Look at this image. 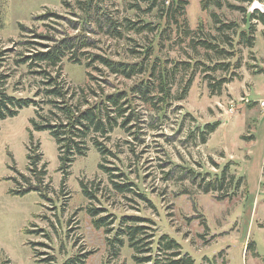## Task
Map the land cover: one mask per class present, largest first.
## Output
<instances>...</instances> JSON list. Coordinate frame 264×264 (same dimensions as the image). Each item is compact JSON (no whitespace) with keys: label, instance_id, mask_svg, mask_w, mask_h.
Here are the masks:
<instances>
[{"label":"rangeland","instance_id":"obj_1","mask_svg":"<svg viewBox=\"0 0 264 264\" xmlns=\"http://www.w3.org/2000/svg\"><path fill=\"white\" fill-rule=\"evenodd\" d=\"M61 1L0 0V75L6 76L3 87L8 94L33 97L42 88L41 78L15 61L20 53L39 47L43 40L36 33L58 37L63 30L76 32L67 27L70 14ZM171 1L173 7L168 9ZM199 1L187 0L183 14L174 21L172 10L179 0H167L149 11L147 3L132 8L128 0H106L120 21L150 23L155 30L123 29L121 37H112L94 27L87 33L94 41L89 48L94 53L125 62H138L151 54L144 60L148 68L154 62L173 68L176 74L169 78L166 105L157 101V88L149 100L152 106L132 94V86L149 72L127 79L86 68L84 59L79 64L63 58L61 78L75 97L81 87L89 91V86L99 94L101 90L129 93L128 113L134 114L129 129L116 126L108 138L96 137L110 151L104 160L89 144L86 155L60 170L53 137L31 129L32 106L0 121V264H65L75 258L83 260L78 264H137L125 235L120 236L121 245L110 242L130 224L144 227L139 237L141 244H147L143 248L151 247L152 255L160 253L158 239L167 235L177 241L180 255L189 256L191 264H264V107L260 100L254 107L251 103L264 96V75L258 72L264 66V25L251 20L255 40L253 47H246L238 42V31L246 27L241 11L226 4L202 10ZM48 10L65 18L40 17ZM213 12L221 23L235 21L240 27L219 30ZM201 40L229 51L235 45L236 54L227 58L194 45L193 41ZM237 58L240 66H230L228 71L205 67L216 61L233 64ZM190 77L185 96L177 99ZM222 78L229 80L213 86ZM88 97L90 101L100 98L91 92ZM49 109L45 105L43 112L50 115ZM214 122L218 126L200 142L198 132ZM37 153L38 164L29 166L28 154ZM99 163L109 170L99 168ZM226 165L222 188L211 186L205 191ZM32 169L45 171L40 183ZM112 180L127 183L130 189L120 192ZM81 182L92 198L83 193ZM29 183L38 188L16 193ZM90 208L98 209L96 216L90 215ZM102 216L108 224L95 227L94 219ZM166 255L159 256L165 259Z\"/></svg>","mask_w":264,"mask_h":264},{"label":"trees","instance_id":"obj_2","mask_svg":"<svg viewBox=\"0 0 264 264\" xmlns=\"http://www.w3.org/2000/svg\"><path fill=\"white\" fill-rule=\"evenodd\" d=\"M124 1V0H123ZM131 3L132 8H140L141 3H147L149 6L147 10H152L156 6H164L167 0H128ZM242 2H248L252 5V0H238ZM260 3H264V0H257ZM63 6L69 10L70 17L66 20L68 29L76 31L74 34H70L67 30L60 31V36L50 35L49 33H36L35 36L39 38V47L35 48L28 54L20 53V57L15 61L17 64H26L30 73L38 75L41 78L42 88L37 91L33 97H17L8 94L3 87L4 78L6 76L0 75V121L16 116L20 109L28 106L34 107V117H31L30 124L32 130L47 131L55 140L58 159L60 162V170L68 168L77 156L86 155L89 149V144L93 145L100 153L104 160L106 154L110 151L99 141L96 137L102 139L108 138V134L112 132L113 128L120 126L129 129L128 124L133 120L134 114L128 113L130 108L129 93L127 91H115L112 93L100 94L92 87H87L89 91H86L84 87L79 89L80 95L76 96V92H71L68 86L64 84L61 78V64L64 57H67L69 61L74 63H82L84 59L85 67L93 70L103 72L106 70L108 73L120 75L127 79H131L134 76L145 75V72H149L145 79H141L140 82L134 84L130 89L132 94H138L142 100L149 103L151 106L154 102L149 101L152 97V92L158 89V102L166 105L170 96V86L172 85L171 79L176 74L174 69H167L164 66L157 65L154 62L149 68L144 60H149L148 54L146 59L138 62H125L116 61L104 54L94 53L90 51V47H94V41L87 37V33L93 32V28H97L112 37H121L123 29L142 31L148 29L150 31L155 30L150 23H139L138 21L128 20L124 18L122 21L119 17L108 9L106 0H62ZM170 2V1H169ZM200 7L202 10H206L209 5H214L217 8H221L224 4L233 9L241 11L243 14L244 26L246 27L238 31L239 43L246 47H253L254 45V26L251 20H256L264 25V13L257 8L250 10L249 6L233 5L227 3L226 0H200ZM187 0H179L176 7L172 10L171 17L173 20H178L177 16L183 14V9ZM114 4V3H113ZM173 1L167 8H172ZM43 18H57L62 19V15L48 10L41 14ZM212 17L215 24L218 25V29L229 30L231 28H239L240 24L235 21L230 23H221L220 18L216 13H212ZM65 18V17H64ZM93 26V27H92ZM186 26V25H185ZM19 28L24 31L26 27L19 24ZM188 30V28H185ZM184 29V30H185ZM183 32V31H182ZM31 41H27L30 44ZM194 45L200 44L208 50H213L219 54L228 56H234L237 48L232 46L233 51L224 49L217 43H213L206 40L194 42ZM157 61V60H156ZM187 64L188 63H184ZM99 65L101 67H99ZM232 68H238L240 66V60L237 58L233 64L230 61H216L211 65L205 67L210 70H223L228 71ZM258 72H262V69ZM90 79H94L90 72H87ZM232 75H237L233 71ZM228 78L218 79L213 86H219L223 82H227ZM191 77L187 79L181 89V93L177 99H182L189 87ZM92 96L100 97L99 99L90 101L89 94ZM41 95V99H35L36 96ZM136 96V95H134ZM133 97V95L131 96ZM45 105H49V114L43 112ZM218 126V122L206 123L202 130L198 132L200 142L206 141V135L213 132ZM30 132V141L31 137ZM29 166H36L40 160L39 154H28ZM99 168H104L106 171L109 169L104 167L102 163H99ZM31 168V167H29ZM264 169V167H263ZM36 175V182L40 183L45 171H37L32 169ZM227 165L221 170V173L207 183L205 191H208V187L222 188V185L226 179ZM115 177V175H113ZM112 184L115 189L120 192L129 190V184L116 183L112 180ZM83 193L92 198V193L88 191L86 186L81 182ZM33 188H38L34 185H28L16 193L24 194ZM98 209L90 208L89 213L91 216H96ZM135 217H130L128 220L133 221ZM106 216L98 217L94 219L95 227L99 228L104 226ZM121 227L119 232L111 239V244L114 246V242L122 244L123 239L120 237L125 235L128 239L129 246L134 250L133 258L137 264H191L192 260L189 256H181L179 251V244L177 241L167 235H162L158 239V250L160 253L152 255L151 247L143 248L144 244H141L142 238L139 234L143 233L144 227L142 225H125ZM110 229H107L108 232ZM151 243V242H150ZM149 252L146 255L139 256L142 252ZM161 253L167 254V257L160 258ZM176 257V258H173ZM83 260L79 258L68 259L65 264H78ZM78 262V263H77Z\"/></svg>","mask_w":264,"mask_h":264},{"label":"water","instance_id":"obj_3","mask_svg":"<svg viewBox=\"0 0 264 264\" xmlns=\"http://www.w3.org/2000/svg\"><path fill=\"white\" fill-rule=\"evenodd\" d=\"M253 8H257L259 9L261 12L264 13V3H260L258 1H255L252 3L251 7H250V10L253 9Z\"/></svg>","mask_w":264,"mask_h":264},{"label":"crops","instance_id":"obj_4","mask_svg":"<svg viewBox=\"0 0 264 264\" xmlns=\"http://www.w3.org/2000/svg\"><path fill=\"white\" fill-rule=\"evenodd\" d=\"M262 74L261 75H264V66L262 67ZM253 85V84H252ZM250 90V89H249ZM263 97V98H262ZM261 98H259L258 100H251V103L253 104L252 107L256 106L258 104V101L260 100H263L264 99V96H262ZM260 101H259V104H260ZM261 106V105H260ZM264 107V105H262Z\"/></svg>","mask_w":264,"mask_h":264},{"label":"built area","instance_id":"obj_5","mask_svg":"<svg viewBox=\"0 0 264 264\" xmlns=\"http://www.w3.org/2000/svg\"><path fill=\"white\" fill-rule=\"evenodd\" d=\"M246 101H248V100L246 99ZM260 104H261V105H264V100H263V101H261V102H260Z\"/></svg>","mask_w":264,"mask_h":264}]
</instances>
